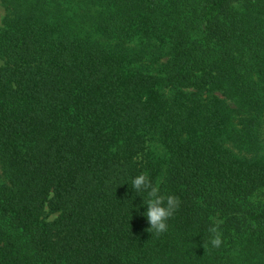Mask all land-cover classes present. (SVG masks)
I'll use <instances>...</instances> for the list:
<instances>
[{"label":"trees","instance_id":"1","mask_svg":"<svg viewBox=\"0 0 264 264\" xmlns=\"http://www.w3.org/2000/svg\"><path fill=\"white\" fill-rule=\"evenodd\" d=\"M0 1V264H264V0Z\"/></svg>","mask_w":264,"mask_h":264},{"label":"clouds","instance_id":"2","mask_svg":"<svg viewBox=\"0 0 264 264\" xmlns=\"http://www.w3.org/2000/svg\"><path fill=\"white\" fill-rule=\"evenodd\" d=\"M128 185L131 186L134 193L144 192L147 194V200L143 199L142 206L146 208L143 216L150 225L147 231L155 232L157 235L167 232L168 221L179 209V198L173 195H162L159 185H154L146 173L134 177ZM222 223V221L213 219L212 225L208 229L207 245L213 248L221 247L223 243L220 231Z\"/></svg>","mask_w":264,"mask_h":264},{"label":"rangeland","instance_id":"3","mask_svg":"<svg viewBox=\"0 0 264 264\" xmlns=\"http://www.w3.org/2000/svg\"><path fill=\"white\" fill-rule=\"evenodd\" d=\"M4 14H5V12H4V9H3L2 5H1V1H0V22L2 21V19L4 17ZM2 65H3V61L0 59V66H2ZM48 218L50 220H53L55 218V216H50L49 215Z\"/></svg>","mask_w":264,"mask_h":264}]
</instances>
